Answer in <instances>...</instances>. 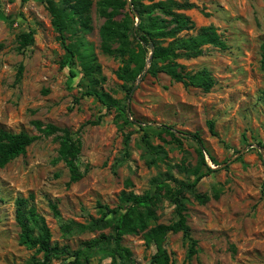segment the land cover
Masks as SVG:
<instances>
[{
  "label": "rangeland",
  "instance_id": "obj_1",
  "mask_svg": "<svg viewBox=\"0 0 264 264\" xmlns=\"http://www.w3.org/2000/svg\"><path fill=\"white\" fill-rule=\"evenodd\" d=\"M98 1L93 0L92 31L79 36L101 66L105 81L98 89L127 105L129 123L117 109L108 110L97 98L83 96L92 88L79 60L68 59L42 0H0V131L39 136L25 155L0 169V264L42 260V254L19 243L16 200L30 195L34 196L30 205L51 230L52 245L64 251L52 264L75 260L76 251L81 252L82 260L88 259L83 264H109L111 247L88 248L86 243L103 234L111 236V229L73 230L65 235L62 227L92 224L106 207L120 206L123 192L137 198L152 194L155 181L165 175L193 181L198 144L183 136L195 133L203 140L214 172L196 189L210 197L205 205L186 195L187 223L200 248L192 264H264V0H192L197 8L186 14L195 22V30L180 37L214 25L228 46L226 50L205 46L201 57L179 60L186 73L211 72L215 85L208 93L186 88L165 74L140 79L143 73L127 83L119 79L117 72L126 64L101 50L104 19L99 16ZM31 31L34 45L19 51L18 36ZM66 59L68 63L61 69ZM136 84L130 95L129 87ZM98 120L99 125L88 124ZM36 121L81 131L82 150L77 160L81 180L69 184L70 173L59 158L57 135L41 134ZM210 121L216 136L209 130ZM163 126L182 138L181 146L169 143L171 137L161 132ZM144 136L152 145L163 147L167 154L163 162L148 165ZM52 204L57 206L58 216ZM156 214L157 224L177 220L175 206L163 196ZM123 245L133 257L120 264H150L156 252L154 246L145 245L142 234L125 235ZM164 247L173 264H187L188 244L183 233L169 234Z\"/></svg>",
  "mask_w": 264,
  "mask_h": 264
},
{
  "label": "trees",
  "instance_id": "obj_2",
  "mask_svg": "<svg viewBox=\"0 0 264 264\" xmlns=\"http://www.w3.org/2000/svg\"><path fill=\"white\" fill-rule=\"evenodd\" d=\"M46 10L51 15V23L58 33V40L65 48L68 59H78L84 77L92 89L83 96L97 98L108 110L117 109L129 123L127 105H122L108 93L99 90L101 82V66L98 64L95 53L88 47L79 34L92 31L91 11L93 0H42ZM98 13L104 19L100 28L101 50L104 54L121 58L126 64L119 69L117 75L124 82H135L138 77L146 72L153 78L160 74L167 75L173 82L181 83L184 87L201 89L208 93L215 85L214 78L208 69L194 73H186L184 65L179 63L182 59H197L204 53L205 46H212L221 50L227 49L225 40L222 39L214 25L203 27L196 35L180 37L183 33L195 30V22L186 14L187 11L196 9L192 0H100L97 3ZM121 17L120 19H118ZM75 37V39H74ZM74 39V42H67ZM19 47L22 51L35 43L34 32H25L18 36ZM117 45L115 48L114 46ZM261 69L264 71V43L261 46ZM150 64L148 65V60ZM68 59L61 63L64 69ZM23 67H20V79ZM74 77L75 73L71 72ZM131 87L128 91L131 92ZM71 110V109H70ZM90 125H99L100 120L88 122ZM37 130L45 136L57 135L60 147L59 158L64 162L70 173V182L76 183L83 178L77 160L82 150L81 131L76 132L62 129L55 125H43L34 122ZM209 130L216 136L214 122H209ZM161 132L171 137V142L182 145V138L178 137L171 127L163 126ZM198 144V165L191 170L195 179L191 182L180 181L172 176L165 175L154 183L155 190L142 198L122 193L120 206L115 209L106 207L102 216L92 224L77 225L73 228L70 224L62 227L65 235L74 231L84 233L111 229V236L101 235L100 238L86 243V247H111V262L120 264L121 261L130 262L132 252L123 245L125 235H143L147 247H155L156 252L150 264H173L170 254L164 247L169 234L183 233L184 241L188 244L187 264H192V259L200 252L198 241L191 235L187 223V194L194 196L196 201L205 205L210 197L197 193L199 182L214 170L209 166L204 151L203 140L199 133L183 136ZM39 139L26 132L12 133L0 131V169L18 157L25 155L27 149ZM145 149L148 153V165L153 166L163 162L167 154L162 146H154L143 138ZM264 148V144H263ZM208 152V151H207ZM211 161L218 165L211 157ZM206 169V172H203ZM127 185H131L128 181ZM161 196L175 206L177 220L170 224H157L156 205ZM218 198V195H215ZM34 196L18 198L16 200V222L21 229L19 243L29 250L42 254V260H35L29 264H52L53 260L60 259L63 250L57 245H52V233L45 218L38 213L35 206L30 205ZM102 207V206H100ZM56 216L59 215L57 206L51 205ZM80 251L75 252V260L67 264H83L88 259L82 260Z\"/></svg>",
  "mask_w": 264,
  "mask_h": 264
},
{
  "label": "water",
  "instance_id": "obj_3",
  "mask_svg": "<svg viewBox=\"0 0 264 264\" xmlns=\"http://www.w3.org/2000/svg\"><path fill=\"white\" fill-rule=\"evenodd\" d=\"M150 59L151 58H149V60H148V65L150 64ZM145 75H146V72L140 77V79H142ZM136 88H137V84L134 85V87L132 88L130 95H132L134 93V91L136 90Z\"/></svg>",
  "mask_w": 264,
  "mask_h": 264
}]
</instances>
